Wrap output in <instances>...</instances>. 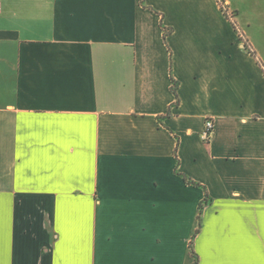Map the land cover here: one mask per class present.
Wrapping results in <instances>:
<instances>
[{"label":"crops","instance_id":"1","mask_svg":"<svg viewBox=\"0 0 264 264\" xmlns=\"http://www.w3.org/2000/svg\"><path fill=\"white\" fill-rule=\"evenodd\" d=\"M207 192L264 264V0H0V264H196Z\"/></svg>","mask_w":264,"mask_h":264},{"label":"trees","instance_id":"2","mask_svg":"<svg viewBox=\"0 0 264 264\" xmlns=\"http://www.w3.org/2000/svg\"><path fill=\"white\" fill-rule=\"evenodd\" d=\"M227 14V13H226ZM228 15V14H227ZM229 16V15H228ZM234 23V22H233ZM234 26H236V24L234 23ZM241 38H243V35L241 34ZM245 42V45L246 47L249 46L248 42L247 41H244ZM176 81L173 82V91L177 94V89H176ZM184 179L187 183H194L196 184L197 186H200L199 183H197L196 181H193L191 178H189L188 176L184 175ZM208 195L209 193L207 192L206 195H205V198H204V201H202V203L200 204L199 206V211H198V227H196V230H194L193 234H192V238H191V241L189 242V249H190V252H191V255L194 256V262L197 264L198 263V259H199V256L197 255V253L195 252V249L193 248V243H194V238L196 237L197 233L200 231V227H202V222H201V213L203 211V207L204 205L208 202Z\"/></svg>","mask_w":264,"mask_h":264},{"label":"built area","instance_id":"3","mask_svg":"<svg viewBox=\"0 0 264 264\" xmlns=\"http://www.w3.org/2000/svg\"><path fill=\"white\" fill-rule=\"evenodd\" d=\"M221 5V8L222 10L227 13L230 17L233 16L228 10V8L224 7L222 4ZM231 14V15H230ZM214 131H215V122H214V119L213 118H207L206 121H205V128L204 130L202 131L201 133V136H202V139L206 142H210L213 135H214Z\"/></svg>","mask_w":264,"mask_h":264},{"label":"rangeland","instance_id":"4","mask_svg":"<svg viewBox=\"0 0 264 264\" xmlns=\"http://www.w3.org/2000/svg\"><path fill=\"white\" fill-rule=\"evenodd\" d=\"M230 13H231L232 15H234V12H230ZM231 14H230V15H231Z\"/></svg>","mask_w":264,"mask_h":264}]
</instances>
